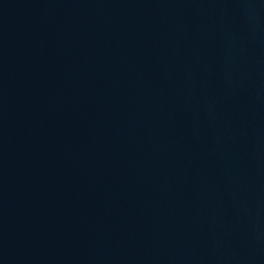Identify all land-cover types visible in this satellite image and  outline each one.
<instances>
[{
  "label": "water",
  "instance_id": "obj_1",
  "mask_svg": "<svg viewBox=\"0 0 264 264\" xmlns=\"http://www.w3.org/2000/svg\"><path fill=\"white\" fill-rule=\"evenodd\" d=\"M214 127L264 178V0H116Z\"/></svg>",
  "mask_w": 264,
  "mask_h": 264
}]
</instances>
